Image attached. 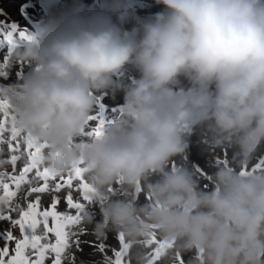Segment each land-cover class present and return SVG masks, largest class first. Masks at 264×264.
I'll list each match as a JSON object with an SVG mask.
<instances>
[{
    "label": "clouds",
    "instance_id": "obj_1",
    "mask_svg": "<svg viewBox=\"0 0 264 264\" xmlns=\"http://www.w3.org/2000/svg\"><path fill=\"white\" fill-rule=\"evenodd\" d=\"M156 3L164 10L129 32L105 14L66 16L19 53L34 68L0 95L15 127L48 146L51 172L83 166L97 199L114 184L145 192L144 202L109 200L93 228L97 238L123 237L125 264H151L144 246L153 233L197 254L194 264H264V168L220 167L211 190L187 170H166L184 151L186 119L211 122L249 161L264 143V0ZM128 64L140 76L124 87L112 77ZM181 76L192 86L178 94ZM111 88L124 90L122 120L78 142L94 93ZM153 173L160 178L148 182Z\"/></svg>",
    "mask_w": 264,
    "mask_h": 264
},
{
    "label": "rangeland",
    "instance_id": "obj_2",
    "mask_svg": "<svg viewBox=\"0 0 264 264\" xmlns=\"http://www.w3.org/2000/svg\"><path fill=\"white\" fill-rule=\"evenodd\" d=\"M119 1L120 3L122 2V0ZM146 1L147 0H136V5L140 6L137 8L138 11L141 8L143 11L145 10L144 12H152L153 9L158 10V12L164 10V6L162 4H157L156 1L150 2L152 8H149L148 7L149 1L147 2ZM1 3L2 4L5 3V4L2 5ZM120 3L116 2L117 9L120 10L121 12L120 11L113 12L114 11L113 7L111 3L107 0H103V1L102 0H0V41H1L0 45H2V43L4 46L8 45L7 46L8 52L17 53L15 52V50L10 49L13 40L14 39L15 41L17 40L15 37L16 36L21 37V33H23L24 35L26 33L29 34V32L32 31L35 27L47 26L49 19L47 10L53 5H55V7H57L58 9L57 12L59 17L56 18L57 22L61 21L63 18H65L68 15H76L87 19L89 17L95 16L96 14H105L110 16L112 22L116 24L118 21H120V17L125 13V11L126 12L128 11L127 9H121L123 3L121 4ZM34 7L36 10L34 9ZM131 8L132 7H130V9ZM132 10H136V9L132 8L131 11ZM138 11H134V12H136L139 15ZM138 19L141 20V16ZM13 26L15 27V31L13 32L12 42H9L5 38V36L8 32L12 31ZM30 37L33 38L32 36ZM18 44L21 52H23L24 50L21 47L25 45H22V43H18ZM139 76L140 73L135 68V66L133 64H128L125 66L123 70L115 73L113 75V78L114 81H116L118 84L127 87L129 85H132L135 82V80L139 78ZM0 78L3 79V74L0 75ZM179 81H180L179 85L176 86V90L178 94H182L183 90L188 89L189 86L191 87V82L184 76L179 77ZM9 87H10L9 85H6L7 89H10ZM4 90L6 89L4 88ZM117 90H121L122 92H124L122 88L116 90L113 89L114 96L117 95L118 92ZM111 96H113L112 92L110 93L109 91L108 97ZM99 100L100 99H98V101ZM102 113H103L102 116L101 114H99V118H100L99 122L101 121L103 123V127H106L115 122H119L123 118L122 111L119 112L118 110H116V113H114L113 111H106V112L103 111ZM0 121H3L5 123L6 137L10 136V131H8L11 128L10 117L6 119L3 116L2 112H0ZM210 123L211 122H200L196 118L186 119L181 123L180 135L182 138V142L184 143L185 146L184 153L182 152L176 155V160L178 161V163L174 164V162H172V165H176V170L177 169L187 170L189 173H191L193 179L196 180L199 186L205 190L212 189L213 174L220 167L229 165L231 167L240 168V169L252 168L253 165H256L261 159H264V143H262L258 148L255 157L251 161H249L246 157L240 154L238 147L233 142L225 141L223 137L219 136L218 133L213 128L210 127ZM194 125L198 126V130L196 131L194 140L192 141L194 142L193 146L196 148H201V152L207 151V154L209 155L208 156L209 159L206 161H204V159L198 161L192 158L191 155L193 151L188 149L189 147V142L187 141L188 137L187 139L183 137V135L188 134V132L191 131L190 128L193 127ZM90 130L91 127L87 125L86 131H90ZM93 138L94 136H89L81 133V135L75 139L78 142L80 141L87 142ZM3 147H4L3 151L0 152L2 159L5 160L10 159V153L8 152L6 145ZM21 148L23 149L26 148V145L23 143L22 139H21ZM4 151H6L8 154ZM195 155L197 156V154ZM171 158L172 159H169V161L173 160V157ZM25 160H26V153L22 157V159L17 162L16 174H18V172L22 169L23 163L26 162ZM6 164L12 167L10 163H5V165ZM1 166L2 165H0V172H5L1 168ZM42 167L43 166H41V168ZM172 168H170L169 170H175L174 168L173 169ZM33 175L34 173H30L29 177L31 178ZM61 175H64L65 178L67 177V173ZM152 177H155V179L151 180ZM157 177H159V175L153 173L148 177V182H155L157 180L156 179ZM56 182H58V180L55 182L50 181V186ZM207 187L209 189H207ZM22 188L26 189L27 186L26 185L22 186ZM22 193L24 195V192ZM53 195L54 193L52 192L39 193V194L34 193L31 197H28L27 201L24 200V203L27 204V202H32L35 200L36 196H40V200H41L40 209H50ZM58 195L60 198L65 197L66 190H62ZM101 197L106 199H130L133 201H135L138 198L140 202H144V200L146 199L145 192L142 189L138 188L135 192H132L126 190L125 186H123L122 184H114L112 187L105 189L104 195H102ZM81 202H83L85 206L86 201H83L82 197H81ZM65 205H66V201L65 203L62 204L60 203L57 206V211L75 214L74 209H68V211L66 210L64 211L63 207L67 208V206ZM89 219L91 218L81 213L79 223L70 227L69 229L70 244L68 249L66 250V260L64 264H113L114 250H119L122 248L120 242L121 236H118L116 233L112 231L106 230V235L104 237L97 238V236L94 235L93 233V228L95 224L94 223L90 224L88 222ZM101 221L103 220L99 219V222ZM49 224L51 226V221L49 222ZM13 234L16 236L21 235L18 230H13ZM42 242L54 243L55 242L54 234H48L46 240H43ZM0 247H3V241H0ZM10 247H14V243L11 244ZM151 247L145 245L144 251L146 252L147 258L152 262V264H194V261L198 258L197 254L193 252L183 253L177 251L174 245L165 249V251L161 252L159 256L156 257L153 248ZM54 255H55L54 253L46 254L45 264H51L52 260L54 259ZM32 258L34 259L35 257L33 256ZM133 264H135V262H133Z\"/></svg>",
    "mask_w": 264,
    "mask_h": 264
},
{
    "label": "snow or ice",
    "instance_id": "obj_3",
    "mask_svg": "<svg viewBox=\"0 0 264 264\" xmlns=\"http://www.w3.org/2000/svg\"><path fill=\"white\" fill-rule=\"evenodd\" d=\"M8 32L5 38L11 42L13 32ZM24 34L21 33V36ZM0 112L5 118L10 117L11 128L10 136L6 137L5 123L0 121V152L6 145L10 153V159H0V165L10 163L12 172H0V202L4 204V209L0 210V221L7 220L10 222V228L0 231V241H3V247H0V264H45L46 254L54 253V259L51 264H64L66 260V250L70 244V227L79 223L80 214L83 211V201H90L93 198L94 189L86 177V168L76 166L64 175H56L44 163V156L48 146L36 143L27 134L19 131L14 123V115L10 105L0 100ZM96 117L90 116L81 133L89 136L99 137L103 123L101 122L90 131H86V126ZM23 134V136H22ZM21 139L26 145L22 150ZM26 153V162L23 163L22 169L16 174L17 162L22 159ZM82 164V162H81ZM41 166H43L41 168ZM256 169L264 168V159H261L256 165ZM34 173L30 178L29 174ZM50 186V181H57ZM75 181V183H74ZM42 182V183H41ZM27 188H22V186ZM66 190V201L68 209H74L75 214L57 211V206L61 203L59 193ZM24 192L23 196L19 194ZM54 193L50 209L40 211V196H36L32 202H27L26 207H21L19 201H27L34 193ZM12 212H18L19 218L14 219ZM42 218V219H41ZM51 218V226H49ZM43 224V234H37L38 227ZM18 227L20 236L13 234L12 229ZM48 234H54L55 242H42L46 240ZM121 245L123 237L121 236ZM14 243V247H10ZM147 246L153 248L155 256L158 257L161 252L172 245L165 244L158 236L153 233ZM35 257L34 259L32 257ZM122 248L114 250L113 264H125L122 259ZM152 264V262H151Z\"/></svg>",
    "mask_w": 264,
    "mask_h": 264
},
{
    "label": "bare ground",
    "instance_id": "obj_4",
    "mask_svg": "<svg viewBox=\"0 0 264 264\" xmlns=\"http://www.w3.org/2000/svg\"><path fill=\"white\" fill-rule=\"evenodd\" d=\"M103 1V0H102ZM111 3L112 7H113V12H117L120 11L117 9V4L116 2L120 3L119 0H107ZM124 1V2H123ZM149 1V8H152V5L150 4V2H154L156 0H147ZM146 1V2H147ZM140 2V1H139ZM7 3V2H6ZM122 6L121 9H127L128 11L120 17V21H118L116 23L117 26H119L122 30H124L125 32H129L131 29H133L134 27H137V21L139 20L138 18L141 16V20L142 19H147L152 17L155 13H158V10L153 9L152 12H144L142 10V8L138 11L137 8L140 7L139 5H136V0H122ZM120 3V4H121ZM2 4V3H1ZM5 3H3L2 5H4ZM8 4V3H7ZM6 4V5H7ZM12 4V3H11ZM140 4V3H139ZM29 5V4H28ZM50 5V3H49ZM59 5V4H58ZM143 5V4H142ZM10 6V5H9ZM146 6V5H145ZM144 6V7H145ZM43 7V6H42ZM130 7L135 8L136 10H132L130 9ZM155 7V6H154ZM6 9V8H4ZM33 9V8H32ZM35 9V7H34ZM101 9V8H100ZM13 10V8H12ZM22 10V9H21ZM36 10V9H35ZM130 10V11H129ZM48 15H49V19H48V24L47 26H41V27H33L34 29L32 31L29 32V34H25L23 36H16L15 38L17 39L15 41V39L13 40V42L11 43L12 46H10V49L15 50V52L17 53H10L8 52V45L4 46L3 43L2 45H0V75L3 74V79L0 78V93H3L4 91H7L10 95L23 83V80L25 78V76L27 74H29L33 68L34 65L31 63H26L23 60H21L19 58V53H21L20 47L18 46V43H22V45H25L23 47H21L23 50L30 44H36L38 43L43 36L45 35V33L47 32V30L52 27L53 25L56 24V18H58V9L57 7H55V5L51 6L48 10ZM124 11V10H123ZM134 11H138L139 15L134 12ZM163 11V10H162ZM9 12V11H8ZM121 12V11H120ZM119 12V13H120ZM161 12V11H160ZM108 13V12H107ZM118 13V14H119ZM29 14V13H28ZM121 15V14H120ZM114 16V15H113ZM115 17V16H114ZM28 18V17H27ZM114 19V18H113ZM114 21V20H113ZM27 23V22H26ZM114 23V22H113ZM115 24V23H114ZM37 26V25H36ZM27 27V26H26ZM21 31V30H20ZM30 36H32L33 38H31ZM20 40V41H19ZM1 42V41H0ZM4 42V41H3ZM5 43V42H4ZM19 48V49H18ZM7 53V54H6ZM6 54V55H5ZM132 66V65H131ZM127 71V70H126ZM134 71V70H133ZM129 72V71H128ZM127 72V73H128ZM130 74V73H129ZM132 76V75H129ZM113 78V77H112ZM116 78V77H115ZM121 78V77H120ZM136 78V77H135ZM2 79V80H1ZM117 79V78H116ZM133 79V78H131ZM114 80V78H113ZM122 80V79H121ZM124 81V80H123ZM131 81V80H130ZM120 82V81H119ZM12 83V84H10ZM9 85L10 89L6 88V85ZM130 84V83H129ZM192 86V85H191ZM190 87V86H189ZM188 87V88H189ZM4 88L6 90H4ZM113 89L116 90V88H111V89H106V90H102L100 92H95L94 95L96 97V103L93 107L91 116L96 117L95 120H92L88 123L89 127L94 128L96 127L100 122V118H99V114H101L102 116V112H106V111H113L114 113H116V110H118L119 112H121V106L124 103V92H122L121 90H117V95L114 96V92ZM123 89V88H122ZM186 90V89H185ZM110 91V93L112 92L111 97H108V92ZM111 95V94H110ZM4 97L2 95H0V100H3ZM98 99H100L98 101ZM115 110V111H114ZM99 111V112H98ZM3 114V113H2ZM7 119V118H6ZM4 120V119H3ZM9 121V120H8ZM89 129V128H88ZM190 132H188V134L183 135V137L185 139H190L187 141L189 142V147L188 149L193 151L192 153V158L200 161L201 159H204V161L208 160V154L207 151L206 152H201V148H196L193 146L194 142H192L194 140V136L196 131L198 130V126L194 125L193 127L190 128ZM6 134V133H5ZM4 148V147H3ZM23 149V148H22ZM6 152V151H4ZM7 153V152H6ZM184 153V151H183ZM8 154V153H7ZM197 154V156L195 155ZM6 157V156H5ZM4 158V157H3ZM0 159H2V156L0 154ZM25 159V158H24ZM172 159V158H170ZM26 161V160H25ZM172 162H174V164L178 163V161L176 160V156H173V160L168 161L166 164V170H169L170 168H174L176 170V165H172ZM170 163V165H169ZM21 165V164H20ZM17 166V165H16ZM169 166V167H168ZM1 168L8 173L12 172V167H10L8 164H3L1 166ZM172 168V169H173ZM87 177V174H86ZM152 179H155V177H152ZM157 180L159 179V177L156 178ZM0 195H2V190L0 191ZM20 196L23 195V193L21 192L19 194ZM109 200H114V199H106V198H102L100 197L99 199L95 198L93 196V198L90 201H86L85 202V206L83 207V211L81 213H83L85 216L89 217L92 219V223L96 224L99 219L103 220V216H102V208L105 206V204L109 201ZM21 207H26V204L24 203V200H20L19 201ZM65 203L64 199L61 198V204ZM66 206V205H65ZM4 209V204L2 202H0V210ZM40 211L46 210V209H39ZM63 210L68 211V208L63 207ZM16 213V215H15ZM11 215L13 216L14 219H18L19 218V213L18 212H12ZM42 219V218H41ZM50 218H49V222H50ZM50 226V224H49ZM10 228V222L7 220H3L0 221V231L6 230ZM13 230H18V227H15L12 229ZM43 224H41L38 229H37V233L38 234H43ZM20 232V231H19ZM21 234V233H20Z\"/></svg>",
    "mask_w": 264,
    "mask_h": 264
},
{
    "label": "flooded vegetation",
    "instance_id": "obj_5",
    "mask_svg": "<svg viewBox=\"0 0 264 264\" xmlns=\"http://www.w3.org/2000/svg\"><path fill=\"white\" fill-rule=\"evenodd\" d=\"M241 169H242V168H241ZM241 169H240V168H236L237 171H240ZM207 189H209V188L207 187ZM158 238H159V237H158ZM164 251H165V250H164Z\"/></svg>",
    "mask_w": 264,
    "mask_h": 264
}]
</instances>
